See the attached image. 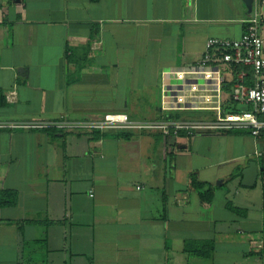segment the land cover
I'll use <instances>...</instances> for the list:
<instances>
[{"label":"crops","instance_id":"crops-1","mask_svg":"<svg viewBox=\"0 0 264 264\" xmlns=\"http://www.w3.org/2000/svg\"><path fill=\"white\" fill-rule=\"evenodd\" d=\"M251 15L243 0H0V194L18 195L0 208V264H264V141L248 132L22 128L165 120L162 72L240 40Z\"/></svg>","mask_w":264,"mask_h":264},{"label":"built area","instance_id":"built-area-1","mask_svg":"<svg viewBox=\"0 0 264 264\" xmlns=\"http://www.w3.org/2000/svg\"><path fill=\"white\" fill-rule=\"evenodd\" d=\"M264 0H254L251 18L246 22L240 40L211 39L201 61L190 67L165 70L161 75L160 110L164 114L203 112L213 120L131 121L128 115H108L97 122H68L28 125L24 129L105 132L125 130L134 133H158L165 138L185 133L194 137L199 132L246 131L255 140L264 133ZM239 69L231 98L248 110L229 112L223 108L222 91L225 84L224 66Z\"/></svg>","mask_w":264,"mask_h":264},{"label":"trees","instance_id":"trees-1","mask_svg":"<svg viewBox=\"0 0 264 264\" xmlns=\"http://www.w3.org/2000/svg\"><path fill=\"white\" fill-rule=\"evenodd\" d=\"M69 52L70 53H68V55H67L68 56V60L70 62L74 61V56L73 55H75L76 52L73 51V50H70ZM238 71H239V69H235L231 65H225L224 66V72H225L226 81H225V84L223 86V91H222V94H223L222 102H223V108L226 111H229V112H238V111L248 110V107L238 106L237 104L233 103L232 98H231L234 81H235L236 74H237ZM191 113H195V112L175 113V114H172L167 119H169V120H191V121H195V119H194L195 117H198L197 119L201 118V116L200 117L196 116L197 114H200V113H196V114H191ZM191 117H193V118H191ZM210 119H212V118H210ZM44 131L46 133L52 135V136L57 134V133H62L63 132L61 130L59 131V130H56V129H50V130H44ZM93 132L97 133L98 136H101L100 133H103V132H100V131H93ZM110 133H112L113 135H115L118 138H122V139H125V140H129L135 134H138V133H134L132 131H125V130H112V131L110 130ZM259 141H264V133H263V135H262V137H261V139ZM263 176H264V173H263ZM192 186L194 188H199V189L204 188V185H201V184L197 183L196 178L192 179ZM207 198H205V199H207ZM208 200H209V198H208ZM17 204H18V195H17V193H15L13 191L1 192V194H0V208H13V207H16ZM19 231H20L21 237L24 238V236H23V225H20ZM27 246H28V244L24 241V239H22V256H23L24 250L27 248ZM31 255L32 254L28 255V258H29V256L31 257Z\"/></svg>","mask_w":264,"mask_h":264},{"label":"water","instance_id":"water-1","mask_svg":"<svg viewBox=\"0 0 264 264\" xmlns=\"http://www.w3.org/2000/svg\"><path fill=\"white\" fill-rule=\"evenodd\" d=\"M248 12L253 11L254 0H243ZM259 176V169L256 163H251L249 167L243 172L242 186L244 188H253L256 185Z\"/></svg>","mask_w":264,"mask_h":264}]
</instances>
